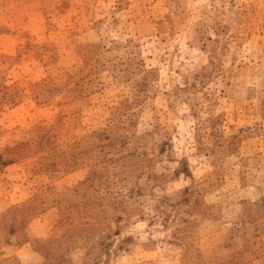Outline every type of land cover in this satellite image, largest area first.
Masks as SVG:
<instances>
[{"label": "rangeland", "instance_id": "rangeland-1", "mask_svg": "<svg viewBox=\"0 0 264 264\" xmlns=\"http://www.w3.org/2000/svg\"><path fill=\"white\" fill-rule=\"evenodd\" d=\"M0 264H264V0H0Z\"/></svg>", "mask_w": 264, "mask_h": 264}]
</instances>
